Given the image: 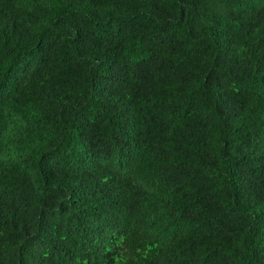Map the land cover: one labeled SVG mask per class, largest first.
Masks as SVG:
<instances>
[{
	"label": "trees",
	"instance_id": "16d2710c",
	"mask_svg": "<svg viewBox=\"0 0 264 264\" xmlns=\"http://www.w3.org/2000/svg\"><path fill=\"white\" fill-rule=\"evenodd\" d=\"M0 264H264V0H0Z\"/></svg>",
	"mask_w": 264,
	"mask_h": 264
}]
</instances>
